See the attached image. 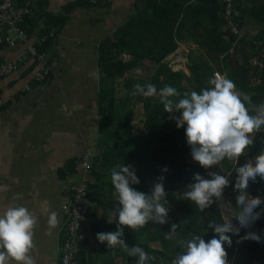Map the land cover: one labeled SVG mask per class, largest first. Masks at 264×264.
Segmentation results:
<instances>
[{
  "label": "trees",
  "instance_id": "trees-1",
  "mask_svg": "<svg viewBox=\"0 0 264 264\" xmlns=\"http://www.w3.org/2000/svg\"><path fill=\"white\" fill-rule=\"evenodd\" d=\"M45 2L47 3V0ZM243 2L244 0H235L239 12L234 19L236 28H242L246 15L263 23L262 29L252 38H239L223 29L220 17L222 0H135L136 13L133 17L116 30L113 39L108 37L99 45L97 145L100 151L94 157L92 175L95 181L89 182L87 198L91 197L103 203L105 209L102 217L93 221L89 229L83 226V232L89 233V237L100 242L97 233L117 230V210L120 205L111 182V170L123 164L136 169V175L141 182L132 187L146 194L151 193L155 183L159 182V177H164L163 184L170 209L168 222L159 224L149 221L144 227L135 230L124 227L122 238L130 247L139 245L150 257H156L155 260H148L146 264H171L183 251L178 241L189 240L194 235H200L208 241L216 235L208 224L209 221L224 222L218 202L200 211L192 201L184 199V192L190 190L188 185L194 182L195 173L210 178L208 173L215 171L230 180L223 197H237L239 192L235 190L236 172L229 167L227 158L221 163L227 166L228 170L219 164L205 169L202 166L180 163L177 160L179 156L190 152L185 134L186 125L185 128H178L175 119L169 118L180 113L164 111L158 95L145 98L142 95L133 96L131 93L136 83H152L158 91L166 85H171L180 93V96L171 99L178 102L184 92L200 93L202 89L211 87L208 81L214 77L215 70H220L235 83L241 96L250 95L253 104L264 102V4L256 3L248 12L242 7ZM80 5L89 6L82 0H73L65 12L57 14L47 11L43 5L39 7L37 19H42L45 23L43 33L57 29V36L49 38L41 46L42 51H48L54 45L70 19L72 10ZM45 6L47 7V4ZM181 41L192 42L204 53L199 61L190 65L189 76L183 71H173L165 61L179 48ZM235 42H238L239 46L248 47L253 55L261 59L263 67L252 63L245 65L237 56L236 50L230 53ZM146 61L155 67L152 78L143 80L133 77L132 73L146 67ZM253 77H257L255 84L251 81ZM120 78L125 80V95L121 97L117 93V79ZM134 99L144 104L146 112L141 128L136 126L135 110L121 113V109ZM245 104L250 115H255L252 104ZM253 136V144L239 158L243 164L248 160L254 163L255 157L264 151V127ZM164 168L168 171H163ZM247 192L252 196L264 198V179L257 177L256 182L250 181ZM261 209H264V203L256 211ZM109 215L114 216L115 225L108 223ZM172 224H177L178 227L173 239L169 240L165 235L171 230ZM247 231L257 232L261 241L240 242V237ZM151 243H158L160 247L152 248ZM225 247L229 264H264V214L250 229L242 228L239 236L233 235L231 245L226 244ZM79 257L80 264H117L119 258L122 259L121 264H136L138 259L129 256L119 246L87 256L80 253Z\"/></svg>",
  "mask_w": 264,
  "mask_h": 264
},
{
  "label": "crops",
  "instance_id": "crops-1",
  "mask_svg": "<svg viewBox=\"0 0 264 264\" xmlns=\"http://www.w3.org/2000/svg\"><path fill=\"white\" fill-rule=\"evenodd\" d=\"M71 2L73 0H47V3L34 0L35 15L24 25L30 40L0 46V61H12L18 55L24 57V63L16 70L0 78V211L23 205L37 216L35 247L31 253L35 264H63L62 243L66 236L63 203L67 189L84 175L77 169L79 159L88 155L94 163L100 151L97 145L98 47L104 39H113L116 30L136 13L135 0L76 7L47 51L45 62L37 64L27 52V46L38 43L44 34L45 23L37 19L39 7L43 5L47 11L57 14L65 12ZM256 3L264 4V0H244L242 7L250 12ZM262 27L261 21L246 15L239 32L242 38H252ZM5 33L16 35L11 30ZM238 47L241 62L248 65L250 60L251 63L255 55L248 47ZM203 55L197 45L181 41L179 48L168 57H182L183 72L189 76L190 65ZM43 64L51 67L50 79L38 83L32 74ZM188 153L185 162L200 166L193 160L191 151ZM88 178L95 181L92 173ZM86 205L83 226L89 229L93 221L102 217L105 206L91 197L86 199ZM51 212L57 213L59 223L49 235L47 219ZM109 216L108 223L115 225L113 215ZM150 245L160 247L158 243Z\"/></svg>",
  "mask_w": 264,
  "mask_h": 264
},
{
  "label": "clouds",
  "instance_id": "clouds-1",
  "mask_svg": "<svg viewBox=\"0 0 264 264\" xmlns=\"http://www.w3.org/2000/svg\"><path fill=\"white\" fill-rule=\"evenodd\" d=\"M209 88L200 93L196 91L184 92L178 102L171 97L180 96L177 89L166 85L159 91L152 83L133 85L131 95H142L145 98L159 96L164 111L168 113L179 112L180 115L170 116L175 119L178 128H185L187 144L191 148L194 161L205 169L218 165L225 158L238 161L245 150L253 144V133L264 127V102L253 104L251 96H241L236 90L235 83L216 73L210 78ZM245 102L252 104L255 115H250ZM167 172L168 169L164 168ZM235 190L239 192L236 197L238 211L230 219L222 223L209 221L208 227L214 229L216 235L206 241L200 235H194L189 240L178 243L183 248L171 264H229L228 252L225 245H231L232 236H239L241 229H250L257 221L264 209H256L264 203V198L252 196L247 192L249 182H256L257 177L264 179V151H261L252 160L236 167ZM210 178L200 173L194 174V182L188 185L190 190L184 192V199L192 201L200 211H204L214 202L223 205V193L230 180L218 172H209ZM164 177L150 194L132 187L140 184L131 165H117L111 170V182L118 196L117 230L114 232L97 233V239L107 242L109 248L119 246L131 257H137L136 264H146L148 260H155L139 245L129 246L122 238L124 227L138 229L144 227L149 221L159 224L168 222V200L163 184ZM215 198V200H214ZM235 220V223L233 222ZM109 222H112L110 219ZM47 234L58 226V215L51 212L47 219ZM38 218L27 207L10 206L0 211V264H35L32 250L35 247L34 236ZM177 224H172L171 230L166 233V239H173ZM244 240L261 241V236L254 231H247L240 237ZM64 264H69L67 257Z\"/></svg>",
  "mask_w": 264,
  "mask_h": 264
},
{
  "label": "built area",
  "instance_id": "built-area-1",
  "mask_svg": "<svg viewBox=\"0 0 264 264\" xmlns=\"http://www.w3.org/2000/svg\"><path fill=\"white\" fill-rule=\"evenodd\" d=\"M82 2L90 7H99L111 3L112 0H82ZM237 14L235 0H222V13L220 17L223 21V29L242 38L239 32L240 30L234 24V19ZM34 15V0H0V46L14 44L17 41L28 42L30 40V34L24 28V24L28 18ZM8 30L14 31L16 35L6 34L5 31ZM56 36L57 29L53 28L49 33L43 34L38 43L28 44L27 52L31 54L37 64L44 63L48 54L47 51L41 50V46L49 38ZM238 46V42H235L230 53H233L235 50L237 51ZM165 61L173 71L185 70L184 59L180 56L172 59L168 57ZM22 63H24V57L21 55H18L12 61H0V78L8 76ZM252 63L263 67V62L257 56L252 59ZM216 73H220L227 78L226 74L220 70H215L214 75ZM32 75L33 80L38 83L48 81L51 75V67L43 64L35 68ZM78 168L83 171L84 175L69 185L66 199L63 203V212L66 218V236L62 247L63 264L65 257L68 258L69 264H80V253L87 256L92 253H99L104 249H114L109 248L107 243H101L93 237H89V233L83 232V225L87 216L86 199L90 182L88 176L92 173L93 169V163L88 155H84L79 159L77 163ZM113 222L116 223L115 220ZM86 241L87 243H85Z\"/></svg>",
  "mask_w": 264,
  "mask_h": 264
},
{
  "label": "rangeland",
  "instance_id": "rangeland-1",
  "mask_svg": "<svg viewBox=\"0 0 264 264\" xmlns=\"http://www.w3.org/2000/svg\"><path fill=\"white\" fill-rule=\"evenodd\" d=\"M241 53H243V52H241ZM246 55L248 56V53H246ZM248 62L250 64V60ZM251 63H252V61H251ZM154 70H155V67L152 64H150L148 61H146V67L135 71L134 73H132V76L138 77V78L143 79V80L144 79H150V78H152V76L154 74ZM251 81L253 84H255V83H257V78L253 77V79ZM124 84H125V80H122V79L117 80V93H118L119 97L125 95V85ZM186 85L189 88H191L189 83L186 82ZM236 90L239 92L238 89H236ZM132 109L135 110V112H136V116H135L136 126L141 128L144 125V120H145L144 118H146V112L144 110L145 108H144V106L142 107V104L138 99H134L133 101L126 104V107H123L121 109V113L124 114L126 110H132ZM262 129H263V127L260 130H262ZM254 133H253V135H254ZM189 151H191V148ZM188 155H189V153L182 154L179 156V158L177 160L182 164H189V163L185 162L187 160V158H189ZM228 165L234 171L236 167L243 165V163H241L239 159H238V161L228 160ZM219 166H221L225 170H228V167L224 166L221 162L219 163ZM133 169L136 170L134 167H133ZM223 202H224L223 205L220 207L221 214H222L223 220H227V219H230L232 214L237 212L239 209H238V206L236 205V197H231V196L223 197ZM233 222L235 223V220ZM143 237L144 236H142L141 239ZM117 264H121L120 259L117 261Z\"/></svg>",
  "mask_w": 264,
  "mask_h": 264
}]
</instances>
